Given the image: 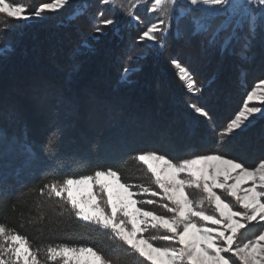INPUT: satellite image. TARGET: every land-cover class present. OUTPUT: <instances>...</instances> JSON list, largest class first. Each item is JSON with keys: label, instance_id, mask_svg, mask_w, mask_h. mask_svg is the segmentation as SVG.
Instances as JSON below:
<instances>
[{"label": "trees", "instance_id": "1", "mask_svg": "<svg viewBox=\"0 0 264 264\" xmlns=\"http://www.w3.org/2000/svg\"><path fill=\"white\" fill-rule=\"evenodd\" d=\"M80 14L68 11L63 16H49L46 22L22 28L14 38L11 35L10 41L5 31L14 28L10 22L0 23V43L12 47L8 54L0 55V193L6 192L0 195V223L27 235L33 248L58 243L87 245L102 250L118 264H138V258L126 256L107 232L67 213L59 215L62 209L56 198L49 200L30 189L109 167L120 173L124 183L150 184L146 166L132 158L137 153L156 151L178 162L213 151L209 145L217 146L214 130L220 131L217 127L229 118L228 104L236 99L230 96L220 105L211 92L229 90L227 66L233 68L235 61H222L217 77L208 79L199 96L190 93L194 108L201 105L213 115L214 122L211 118L206 122L205 116L185 106L190 96L170 62L171 50L165 46L159 52L150 43L144 44L138 39L141 29L118 16L115 23L103 28L102 40L85 49L76 43L73 32H78L80 22H85L82 31L91 32L97 19L91 21L88 13ZM128 53L138 54L133 63L136 70L124 75L128 62L120 56ZM196 60L189 59L188 66L198 74ZM204 81L201 76L196 83ZM43 86L47 89L42 95ZM11 105L17 113L8 108ZM142 117L148 120L143 127L137 120ZM156 119L161 128L172 126L167 139L170 147L149 139L151 130L159 125ZM53 132L59 134L55 148L46 150L44 145ZM25 143L31 144L30 151H25ZM41 213L42 223H28ZM50 219L60 221L53 231L48 230Z\"/></svg>", "mask_w": 264, "mask_h": 264}, {"label": "snow or ice", "instance_id": "2", "mask_svg": "<svg viewBox=\"0 0 264 264\" xmlns=\"http://www.w3.org/2000/svg\"><path fill=\"white\" fill-rule=\"evenodd\" d=\"M69 2H43L33 13H28L24 4L0 0V15L14 19L39 17L46 11L62 9ZM149 2L148 10L155 11L165 0ZM170 2L175 4L177 0ZM100 3L115 6V0H100ZM187 3L189 7L181 16L191 18L193 34H210V43H215L219 33H227L221 51H231L232 45L238 43L240 53L246 56L258 29L264 40V0H187ZM200 5L217 7L200 9ZM127 14L133 17L131 11ZM220 16L225 19L214 24V19ZM99 23L112 25L114 21L101 19ZM102 31L99 26L92 30L93 33ZM158 31V26L153 24L138 39L156 41ZM160 47L163 49V42ZM129 60L134 61L135 57L129 56ZM172 63L179 69L186 87L194 90L195 81L187 69L175 59ZM130 70L126 67L123 74ZM256 103L261 106H251ZM194 110L208 116L202 107ZM257 114L264 115V79L247 91L239 110L217 133V144L222 146L225 137L246 127ZM56 139L57 132H53L44 148L54 149ZM24 147L25 151L31 150L30 143ZM132 158L146 166V173L151 174L150 184L123 183L120 173L109 167L96 169L91 174L65 176L30 191H38L49 200L56 198L62 209L59 215L67 213L102 233L107 232L109 240L119 245L126 256L138 258V264L144 261L150 264H264V229L253 239L239 240L241 230L248 225L264 223V159L249 168L221 154L219 149L175 163L156 151L139 152ZM193 188L201 191L200 199L190 198L188 190ZM3 194L6 192L0 193ZM146 196L152 198H139ZM148 206H158L163 211ZM12 207L15 209L14 204ZM37 222H43V213L28 220L29 224ZM59 224L58 219H50L48 230L53 231ZM20 226L23 227V221ZM151 230L162 234L147 235ZM157 240L166 244L157 246L154 243ZM0 264H118V261L87 245L58 243L33 248L27 235L0 223Z\"/></svg>", "mask_w": 264, "mask_h": 264}, {"label": "rangeland", "instance_id": "3", "mask_svg": "<svg viewBox=\"0 0 264 264\" xmlns=\"http://www.w3.org/2000/svg\"><path fill=\"white\" fill-rule=\"evenodd\" d=\"M14 2L24 4L27 7V12L33 13L40 3L51 2V0H14ZM149 7V0H115L114 7L111 4L105 6L100 3V0L92 2L91 0H70V2L64 8L55 11H46L39 17L30 15L28 19H14L0 15V23L6 24L7 22H10V25H12V27L14 28L12 31H9L10 33H7V31H5V36L10 37L8 41L12 39L11 35L13 36V38L18 36V33L22 28L29 29L28 27H35V25L37 26L40 23L46 22L49 16L51 17L55 14H62L63 16L64 14H67L68 11H70L71 14L73 13V15L82 13L80 14L81 16H84L88 13L87 16L90 17V20L93 18L97 19L96 26L98 25L102 29L107 28L109 25L100 24L99 21L101 19H112L115 23V21L117 20V16L121 17L126 22L131 24L132 27H139L141 29V34L144 30H146L147 27L155 24L160 29V31L155 33V35L157 36V40L152 41L145 39L143 40V42L144 44L150 43L151 46L159 49V52L164 49H161L160 47V42H163L164 47L166 46V48L171 50V64H173L172 60L175 59L182 67L187 69V71L191 74L193 80L195 81V89L191 91L186 87V84L184 82L185 91L189 94V96L190 93L194 94V96H199L201 92H204L206 87L205 85L208 84V79L215 80V78L217 77L216 73L217 70L221 67L222 61L226 62L227 59L231 60L233 58V60L235 61V65H233V68L232 65L227 66V69L229 70L227 81L229 82L226 85L229 87V90L226 92L223 90L212 91L211 93L213 95H210L214 100H218V103H220V105L223 103L226 104L227 98L230 99V96L231 98L236 99V101H233V103H231L230 105L228 104V111L231 109L228 116L229 118L225 119L223 124H220V122L218 123V125H220L217 128H220L219 130H221L239 110L247 91L255 87L259 80L264 79V40H262L259 35V29L257 30L258 35L252 42L250 50L247 52V55L244 56L239 51L238 43H234L232 45L233 50L231 51H221V44L225 35H227L226 32L219 33L215 40V43H210V34H193V24L191 22V18L188 16H181V13L184 11V9L189 7L187 0H177L175 4H172L170 0H165V3L155 11H149ZM213 7L217 6H199L200 9H210ZM129 11L133 13V17L128 16L127 13ZM197 14L200 13L198 12ZM224 19L225 18L223 16L216 17L213 23L219 24ZM84 23L85 22H80V24H77L78 32L75 29L76 32H73V35L76 43H80L81 46L87 49L91 45V42L93 44L99 43L96 41L102 40L104 32L102 31L93 33L92 28L90 29L91 32H88V29L86 28L82 31V26L84 25ZM22 25L24 27H22ZM79 27H81V31ZM10 46L11 45L9 44L0 43V55H2L5 51L8 54V52L12 50V47ZM129 49L131 51L132 48ZM125 51L124 53H126L128 50L126 52ZM214 53L217 55V57L214 56ZM140 54L141 56H144L142 53ZM223 54H225L224 57H222ZM125 55L126 54H123V57L120 56L121 61L123 60L124 62L125 60V63L126 61L128 62V68L131 69L129 72L135 71L136 67L133 65L134 61H130L129 56H134L136 58L138 57V54L128 53L127 57H125ZM194 58H197L196 61L198 63V67L196 68L198 69V74L196 70L194 71L188 66L189 64H191L190 61H192V59ZM174 67L179 73V69L175 65ZM222 68L225 67L222 66ZM191 71H194L193 73L195 75ZM209 71L211 72L210 74ZM201 76H204L207 81H204L203 83H196ZM42 89L43 91L41 93L43 95L44 89L47 88L43 86ZM33 90L36 91V89ZM202 96L206 97V93H204ZM1 98L2 95L0 96V99ZM190 98L185 100V106L192 107V110L194 112V99L191 96ZM199 106L201 107V105ZM251 106L261 105L256 103ZM8 108L12 109V112L17 113L14 111L15 109L12 105ZM90 114L93 115L92 113ZM205 118L208 119L206 121L208 122L209 118H213V115L208 113V116ZM137 120L141 121L139 125H141L142 127L145 125V122L148 121L147 117H142L141 120ZM156 120L159 125L157 128H155V130H151L149 139L154 143L156 142V140L163 141L170 147V140L167 139L170 136L169 132H171L170 129L172 126L170 124H167V127L161 128L160 120ZM156 132H159L158 135ZM216 133L217 131L214 130L213 138L218 139V137H216ZM58 135L59 134H57V136ZM140 139L142 141L144 140L143 137H141ZM152 141L150 142L152 143ZM215 141L216 143L214 144L217 145L216 147L214 145H209V147L212 148L213 151L219 149L221 154L226 155L228 158L236 159L245 167H255L260 160L264 159V115L257 114L255 117L251 118V122L246 127L241 130H236L231 136L225 137L226 142L222 146L217 144V140ZM211 152H208L206 154H209ZM217 191L219 192V190ZM188 192L190 198H192L193 200H198L202 196L201 191L194 188L189 189ZM142 198L148 199L152 197L146 196ZM227 199L229 202L234 203L231 197H227ZM155 207L158 211H163L159 209L158 206ZM236 207L237 210H239L238 206ZM205 208L209 212H211V209L208 208L207 204H205ZM262 229H264V223H251L246 229L241 230V234L239 236L240 242L253 239L256 235L259 234L260 230ZM161 234L162 233L155 230H151L147 233V235L149 236H158ZM154 243L157 246H164L166 244V242L160 240L154 241ZM147 263L150 264V262Z\"/></svg>", "mask_w": 264, "mask_h": 264}]
</instances>
